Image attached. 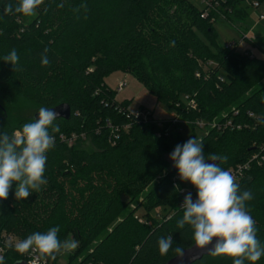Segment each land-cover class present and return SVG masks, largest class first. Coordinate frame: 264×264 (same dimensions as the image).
Instances as JSON below:
<instances>
[{"label":"trees","instance_id":"1","mask_svg":"<svg viewBox=\"0 0 264 264\" xmlns=\"http://www.w3.org/2000/svg\"><path fill=\"white\" fill-rule=\"evenodd\" d=\"M9 2L18 0H0V133L11 134L38 113L9 118L7 106L18 99L37 110L67 104L71 119L54 121L60 132L53 134L41 190L17 201L13 182L0 201L3 264L26 260L3 235L24 239L57 225L61 240L79 242L68 264L81 255L78 264H163L176 256L177 245L192 247L190 226L177 227L185 196L180 180L174 186L178 170H169L166 159L186 142L179 124L171 132L150 114L152 121L131 125L119 112L131 102L118 101L105 78L115 72L134 76L192 129L221 119L220 128L201 139L206 158L226 157L216 163L228 171L245 164L264 146V58L239 51V44L221 46L214 24L220 17L244 24L251 4L259 10L264 0H215L201 10L190 0H44L31 17L5 15ZM45 48L47 66L41 63ZM12 49L19 56L17 71L3 61ZM227 110L229 116L221 118ZM106 121L120 129L115 142L109 141ZM73 135L78 136L73 145L63 141ZM86 142L89 149L81 148ZM237 183L253 194L246 204L264 244V162L251 163ZM153 213L164 216L159 220ZM168 235L174 243L161 256L157 241ZM61 254L46 264H58ZM195 264H233V258L212 255ZM256 264H264V257Z\"/></svg>","mask_w":264,"mask_h":264},{"label":"clouds","instance_id":"2","mask_svg":"<svg viewBox=\"0 0 264 264\" xmlns=\"http://www.w3.org/2000/svg\"><path fill=\"white\" fill-rule=\"evenodd\" d=\"M43 3L44 0H18L16 4L7 3L3 11L5 15L31 17ZM47 52L45 48L41 55L44 66L49 64ZM3 61L11 64L13 71L19 70V56L15 49L5 55ZM58 116L53 108L41 107L38 118L23 124L11 134L0 133V201L8 198L13 182L17 201L39 192L47 183V153L55 147L56 137L53 134L60 132L59 125L54 124ZM170 159L178 170L180 180L190 182L197 189L195 201L191 193L185 195L181 206L183 217L177 222L180 229L190 226L195 246L204 249L212 245L209 249L211 255L231 257L233 264H245V261L256 264L264 257V244L257 238L255 221L246 204L254 198L253 194L250 190L241 191L234 175L216 163L226 157L209 154L206 158L203 142L192 137L182 145H176ZM59 232V225L53 226L46 232H33L8 246L21 256H33L30 264H46L48 259L55 260L58 254L70 253L78 247L79 242L74 239L61 240ZM173 243L172 235L159 237L160 255L166 256ZM174 252L182 257L183 246L177 245ZM0 264H3V257H0Z\"/></svg>","mask_w":264,"mask_h":264},{"label":"rangeland","instance_id":"3","mask_svg":"<svg viewBox=\"0 0 264 264\" xmlns=\"http://www.w3.org/2000/svg\"><path fill=\"white\" fill-rule=\"evenodd\" d=\"M190 1L198 9H203L201 0ZM249 9L251 11V15L249 20L244 24L236 21L232 24H228L223 17H220V19H218V21L214 24V28L218 34V43L221 46H226L229 44H241L242 41H244V46L239 47V51L249 50V56L264 58V21H259V16L264 12V8L262 7L258 10L250 7ZM244 38H247V40H249L250 42L247 44V41ZM105 83L109 88L117 93L116 98L118 99V101L131 102L130 107L133 111H140L141 108H144L147 112H149L148 121H152L154 119L157 124L167 126L168 130L171 132L174 131L175 126L173 124H170L169 126L168 124L170 123L172 118H176L178 115H176L175 112H171L165 104L158 102L157 99L152 94H150L134 76L122 72H115L105 78ZM250 97L251 94L249 93L238 103H242V101H246ZM37 111V108L22 99H18L12 105L7 106V115L9 118L11 116L15 117V119L16 117L20 118V116L31 117ZM228 113L229 110L225 111L222 117L224 115L229 116ZM150 114L153 119L151 118ZM214 121H216V123H220L221 119L213 120L210 123ZM179 122L180 124L178 130L181 132V135L186 141L192 137L201 140L207 133L206 129H201L198 126L192 129L186 121L182 123L183 121L181 119H179ZM89 147L90 146L88 142L81 145V148L89 149ZM166 159L169 163V170H177L173 166V161L170 159V154L166 156ZM175 179L180 180L179 176H177ZM155 184L152 185L148 190H146L143 196L139 200H137L134 205L140 202L143 197L155 187ZM181 185L183 186V188L188 189H192L194 187L190 182L186 181H181ZM176 210L177 207L173 208V211L171 212V214H168V217L174 215L176 213ZM142 213V209L137 211V216L141 218V220L143 219ZM153 216L161 220L164 215H157L153 213ZM10 236L13 238L10 239V243L14 244L17 239H15V237H13L12 235ZM81 257L82 255L78 259L74 260L71 264H78ZM68 258V253H62L59 257L58 264H68Z\"/></svg>","mask_w":264,"mask_h":264},{"label":"built area","instance_id":"4","mask_svg":"<svg viewBox=\"0 0 264 264\" xmlns=\"http://www.w3.org/2000/svg\"><path fill=\"white\" fill-rule=\"evenodd\" d=\"M215 0H201L202 5L208 7V8H212L213 6V2ZM251 7L253 9H258V4L257 3H252ZM206 15V14H205ZM259 21H264V12L262 14H260L259 16ZM247 39V38H244ZM244 46V41H242L241 44H239V47H243ZM234 47V44H229L227 45V48L231 49ZM120 113H123V115L131 122L130 124L134 125V124H146L148 123L149 120V112L147 111H133L132 108L130 107H126V108H122L119 111ZM234 115L236 116L238 113L237 112H233ZM226 116H223L222 118H225ZM250 118L254 119L256 118L253 114L249 115ZM218 120V119H217ZM173 125L176 126V124H180L179 119L176 117L172 120L171 122ZM125 126L124 129H129L131 125ZM105 126L107 129H109L110 131V137H109V141L110 142H115V140H117L119 138L118 133H119V127L118 126H114L110 121H106ZM197 126L201 129H206L207 132L214 130V129H219L221 124L220 123H216V121L212 122V123H204V122H198ZM82 139H86L85 135H81L80 136ZM78 136L73 135L71 138H63V141H66L68 145H73L75 143V141L77 140ZM256 163L258 165H262V163L264 162V146L261 147L260 149V153L257 155H254L247 163L242 164L237 166L236 168H233L230 170V172L234 175V177L236 178V182H239L242 178L243 175L246 173L247 170H249L251 163ZM177 179L174 180V186L176 188L178 184H177ZM179 193L182 196L187 195L188 193H191L192 195V199L193 201H195L197 199V189H188V188H180L179 189ZM183 204V201L179 204V208L183 209L181 206ZM171 217H168L167 219L169 220ZM12 237L11 236H6L3 235L2 239L4 240V242L10 244V239ZM13 239V238H12ZM3 253L2 251V246H0V255ZM26 256V260L25 263L26 264H30L31 260L33 259V256H30L28 254H25ZM41 264H44V262H41Z\"/></svg>","mask_w":264,"mask_h":264},{"label":"water","instance_id":"5","mask_svg":"<svg viewBox=\"0 0 264 264\" xmlns=\"http://www.w3.org/2000/svg\"><path fill=\"white\" fill-rule=\"evenodd\" d=\"M53 110L59 113L57 120L62 119L65 121H69L71 119V109L69 105L63 104L57 108H54ZM35 117L38 118V113L34 115V118ZM211 246L212 245H209L206 248L201 249L196 247L194 244L192 247L184 250V255L182 257L175 256L172 259H170L168 262L163 264H195L203 260L205 257L212 256L209 252ZM22 264H26V263H22Z\"/></svg>","mask_w":264,"mask_h":264},{"label":"bare ground","instance_id":"6","mask_svg":"<svg viewBox=\"0 0 264 264\" xmlns=\"http://www.w3.org/2000/svg\"><path fill=\"white\" fill-rule=\"evenodd\" d=\"M131 108V107H130Z\"/></svg>","mask_w":264,"mask_h":264}]
</instances>
